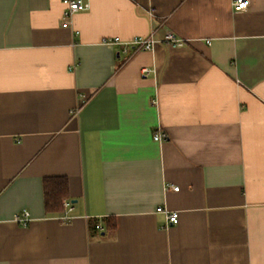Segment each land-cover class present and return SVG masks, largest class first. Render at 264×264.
I'll use <instances>...</instances> for the list:
<instances>
[{"label":"crops","instance_id":"0c3cea01","mask_svg":"<svg viewBox=\"0 0 264 264\" xmlns=\"http://www.w3.org/2000/svg\"><path fill=\"white\" fill-rule=\"evenodd\" d=\"M86 1L0 0V264H264V0Z\"/></svg>","mask_w":264,"mask_h":264},{"label":"built area","instance_id":"2783aa9c","mask_svg":"<svg viewBox=\"0 0 264 264\" xmlns=\"http://www.w3.org/2000/svg\"><path fill=\"white\" fill-rule=\"evenodd\" d=\"M61 5H63V16L68 18L73 14L82 12L89 8V4L86 0H60ZM249 0H232L231 2V9L233 12H240L245 10L248 7ZM104 44L109 46H117L119 47V54H122L126 58L141 51H151L155 43L157 42L154 40V33H151L146 36L140 37H132L126 41L120 40L118 37H112V39L103 40ZM160 42L173 45L175 47H182L184 45L183 41L178 38L173 32L169 31L164 34V37ZM149 71L144 69L143 73H148ZM164 135L160 132L154 134L153 140L159 142L160 140L164 139ZM173 192L178 191L179 187H171L170 188ZM64 208L66 210L65 214L61 216V220L65 222H69L71 217L68 216V213L71 212V205L68 201L63 202ZM156 212L163 213L166 216L167 224L169 225H176L178 223V215L174 212H169L162 207H158ZM20 225L26 226L29 223V216L27 212L21 213L16 219ZM96 230L102 231V226L97 224L95 226Z\"/></svg>","mask_w":264,"mask_h":264},{"label":"trees","instance_id":"16d2710c","mask_svg":"<svg viewBox=\"0 0 264 264\" xmlns=\"http://www.w3.org/2000/svg\"><path fill=\"white\" fill-rule=\"evenodd\" d=\"M45 215L56 216L63 210V201L68 199L67 179L65 177H45L42 183ZM94 227V225H93ZM114 219L105 221L104 232L114 230Z\"/></svg>","mask_w":264,"mask_h":264}]
</instances>
